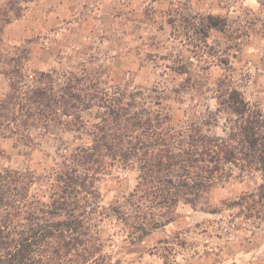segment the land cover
<instances>
[{
	"label": "trees",
	"instance_id": "obj_1",
	"mask_svg": "<svg viewBox=\"0 0 264 264\" xmlns=\"http://www.w3.org/2000/svg\"><path fill=\"white\" fill-rule=\"evenodd\" d=\"M189 19L200 47L210 31L228 32L219 16ZM64 78L58 89L52 73H40L29 87L10 79L0 99V138L21 151L38 146L34 130L71 132L77 142L58 146L41 174L0 163V264H110L109 240L99 230L104 216L121 225L130 246L173 221L179 205L210 214L235 211L254 229L264 224V110L229 76L205 88L214 110L206 107L182 123L174 121L159 87L111 92L84 86L82 77ZM111 168L132 170L134 185L102 208L96 182ZM245 179L253 181L252 190L210 209L213 188ZM159 258L174 264L167 252Z\"/></svg>",
	"mask_w": 264,
	"mask_h": 264
},
{
	"label": "rangeland",
	"instance_id": "obj_2",
	"mask_svg": "<svg viewBox=\"0 0 264 264\" xmlns=\"http://www.w3.org/2000/svg\"><path fill=\"white\" fill-rule=\"evenodd\" d=\"M197 15L225 19L228 32L212 30L205 47L196 45L189 17ZM40 73H52L56 89L65 75L82 77L92 90L159 87L179 123L195 120L206 107L214 110L205 88L227 75L247 101L264 110V0H0V99L10 79L29 87ZM196 85L203 89L196 91ZM88 113L81 118L87 120ZM32 136L38 146L26 152L0 138V163L41 174L58 146L77 144L66 131L54 136L34 130ZM134 178L132 170L119 168L100 176V207L130 192ZM252 188L251 179L215 187L209 207L222 209ZM174 215L135 246L112 217L101 218L110 264H162L159 255L166 252L174 264H264V224L254 229L242 225L235 211L210 214L182 205Z\"/></svg>",
	"mask_w": 264,
	"mask_h": 264
},
{
	"label": "crops",
	"instance_id": "obj_3",
	"mask_svg": "<svg viewBox=\"0 0 264 264\" xmlns=\"http://www.w3.org/2000/svg\"><path fill=\"white\" fill-rule=\"evenodd\" d=\"M52 16H53V14H52Z\"/></svg>",
	"mask_w": 264,
	"mask_h": 264
}]
</instances>
